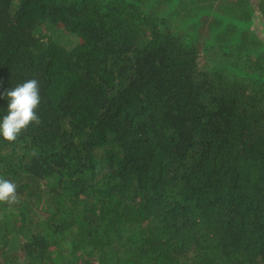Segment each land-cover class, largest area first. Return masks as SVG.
<instances>
[{
    "label": "trees",
    "instance_id": "16d2710c",
    "mask_svg": "<svg viewBox=\"0 0 264 264\" xmlns=\"http://www.w3.org/2000/svg\"><path fill=\"white\" fill-rule=\"evenodd\" d=\"M32 78L0 264H264V0H0V119Z\"/></svg>",
    "mask_w": 264,
    "mask_h": 264
},
{
    "label": "clouds",
    "instance_id": "9594fccd",
    "mask_svg": "<svg viewBox=\"0 0 264 264\" xmlns=\"http://www.w3.org/2000/svg\"><path fill=\"white\" fill-rule=\"evenodd\" d=\"M39 80L32 78L7 90L3 97L8 100L7 114L0 119V137L15 142L32 125H40L37 113L41 104ZM17 184L0 176V203H17Z\"/></svg>",
    "mask_w": 264,
    "mask_h": 264
},
{
    "label": "rangeland",
    "instance_id": "374dc122",
    "mask_svg": "<svg viewBox=\"0 0 264 264\" xmlns=\"http://www.w3.org/2000/svg\"><path fill=\"white\" fill-rule=\"evenodd\" d=\"M62 44L71 47L72 45H74V37L73 35H64L62 34V38H61Z\"/></svg>",
    "mask_w": 264,
    "mask_h": 264
}]
</instances>
